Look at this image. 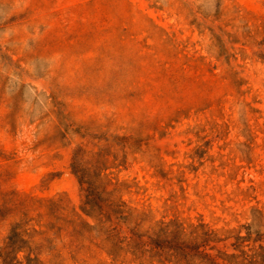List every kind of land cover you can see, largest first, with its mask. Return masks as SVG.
I'll use <instances>...</instances> for the list:
<instances>
[{"label":"rangeland","instance_id":"rangeland-1","mask_svg":"<svg viewBox=\"0 0 264 264\" xmlns=\"http://www.w3.org/2000/svg\"><path fill=\"white\" fill-rule=\"evenodd\" d=\"M80 147L143 230L204 223L264 264V0H0V247L164 264L74 250Z\"/></svg>","mask_w":264,"mask_h":264},{"label":"trees","instance_id":"trees-1","mask_svg":"<svg viewBox=\"0 0 264 264\" xmlns=\"http://www.w3.org/2000/svg\"><path fill=\"white\" fill-rule=\"evenodd\" d=\"M102 151L101 148L88 158L80 147L73 156L72 170L80 182L81 210L85 216L75 214L68 221L74 250L84 248L83 242L88 241L114 260L131 256L135 260H157L164 264H227V261L233 263L231 257H241L242 262L234 264H258L256 256H249L244 250H240L241 255L231 256L222 251L218 244L230 236L220 238L215 229L204 223L163 220L143 230L141 223L131 220L133 213L117 188L112 187L107 167L100 161ZM62 201H51V208L57 209ZM235 238L236 249L242 246L243 241L250 240L241 234ZM19 247L18 241L9 236L5 245L0 247V264H25L18 258ZM26 264H40V261L28 257Z\"/></svg>","mask_w":264,"mask_h":264}]
</instances>
